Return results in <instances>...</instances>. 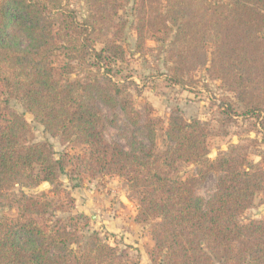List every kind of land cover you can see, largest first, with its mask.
I'll return each instance as SVG.
<instances>
[{"label": "trees", "instance_id": "1", "mask_svg": "<svg viewBox=\"0 0 264 264\" xmlns=\"http://www.w3.org/2000/svg\"><path fill=\"white\" fill-rule=\"evenodd\" d=\"M130 2L138 53L167 29L181 44L168 51L171 81L204 68L246 114L264 113V0H85L81 19L70 0H0V206L17 208L15 217L0 216V264H127L96 231L82 232L83 215L58 216L63 207L51 191H13L53 184L70 165L124 182L135 220L149 228L151 264H264V218L242 219L264 193L263 156L250 161L233 145L211 160L207 128L179 116L170 118L160 150L158 118L143 117L129 88L104 77L105 59H125L117 14ZM10 99L51 136L77 141L81 153L56 154L47 140H28L29 123ZM99 105L119 109L122 125ZM107 126L127 149L105 138ZM181 163L199 165L201 179L215 173L207 200L177 175Z\"/></svg>", "mask_w": 264, "mask_h": 264}, {"label": "rangeland", "instance_id": "2", "mask_svg": "<svg viewBox=\"0 0 264 264\" xmlns=\"http://www.w3.org/2000/svg\"><path fill=\"white\" fill-rule=\"evenodd\" d=\"M70 3L78 19L86 15L85 0H70ZM130 5L131 2L117 14V20L125 22L121 41L125 59H105L102 72L104 77L129 88L133 106L143 117L150 113L153 118H158L154 135L156 147L161 150L167 146V125L172 116H179L184 120H199L207 128L209 159H215L218 152L227 151L233 145H240L246 148L250 161H259L261 155L264 160V113L259 117L246 114L233 94L222 89L218 80L208 77L204 68L200 67L189 77H184L181 83L171 81L168 76V67L171 66L168 51L182 47L174 42L173 29L160 32L156 38L146 39L142 53H138L135 31L131 27L133 12ZM96 47L99 48V45ZM9 104L29 123L28 140H47L56 154L81 153L82 146L73 138L66 140L51 136L14 99H10ZM99 107L105 119L116 117L122 125L119 109L113 110L104 105ZM103 134L108 141H118L128 148L125 139L113 127L107 126ZM199 168V165L181 163L177 175L191 180L195 194L207 200L215 190L216 175L208 173L201 179ZM67 173L53 184L43 182L32 187L16 186L13 191H23L28 195L51 191L50 196L55 194L58 204L63 207L62 211L56 212L58 216L83 215L84 218L78 220L82 232L96 231L123 255L127 264H151L148 253L153 241L149 228L146 223L135 220L136 199L124 182L109 174H79L71 165ZM192 178H196L195 181ZM2 215L15 217L17 208L4 204L0 206ZM250 218H264L263 192L257 194L242 216L243 220Z\"/></svg>", "mask_w": 264, "mask_h": 264}, {"label": "water", "instance_id": "3", "mask_svg": "<svg viewBox=\"0 0 264 264\" xmlns=\"http://www.w3.org/2000/svg\"><path fill=\"white\" fill-rule=\"evenodd\" d=\"M44 184H46V182H44Z\"/></svg>", "mask_w": 264, "mask_h": 264}]
</instances>
